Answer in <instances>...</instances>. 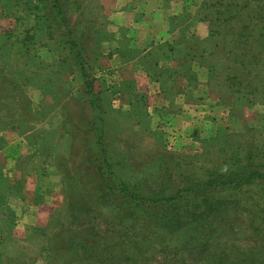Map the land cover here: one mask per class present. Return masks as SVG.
<instances>
[{
  "label": "rangeland",
  "instance_id": "obj_1",
  "mask_svg": "<svg viewBox=\"0 0 264 264\" xmlns=\"http://www.w3.org/2000/svg\"><path fill=\"white\" fill-rule=\"evenodd\" d=\"M59 1L73 54L42 21L46 0H0V264H264V205L248 208L255 189L221 198L213 188L211 206L195 194L175 212L119 198L168 194L170 182L247 153L264 164V0H197L207 73L179 100L117 58L127 50L113 33L121 0ZM76 64L103 97L98 155ZM150 69L165 80L168 69ZM95 155L107 163L103 182Z\"/></svg>",
  "mask_w": 264,
  "mask_h": 264
},
{
  "label": "crops",
  "instance_id": "obj_2",
  "mask_svg": "<svg viewBox=\"0 0 264 264\" xmlns=\"http://www.w3.org/2000/svg\"><path fill=\"white\" fill-rule=\"evenodd\" d=\"M115 4L113 33L125 36L127 42L126 52L117 58L145 75L146 87L154 83L162 99L179 100L185 93L190 95L203 85L207 68L203 63L202 48L207 36V22L196 16L199 1L121 0ZM191 36L197 40L196 46L188 43ZM115 48L120 51L118 45ZM183 60L196 76L191 86L180 73ZM150 64L156 69H168L162 74L165 80L150 69ZM164 83L170 93L165 92Z\"/></svg>",
  "mask_w": 264,
  "mask_h": 264
},
{
  "label": "trees",
  "instance_id": "obj_3",
  "mask_svg": "<svg viewBox=\"0 0 264 264\" xmlns=\"http://www.w3.org/2000/svg\"><path fill=\"white\" fill-rule=\"evenodd\" d=\"M46 2L49 5V12L51 13H49V16L51 15V17H46L48 20L46 18H43L42 21L44 22L46 20L45 22H49L51 23V25L55 24L57 28L63 31V34L66 35V38L63 41L66 47L73 54L76 51L78 43L74 42V40L72 39L73 36H70L72 27L70 26V22L65 19L66 17L63 12L61 2L59 0H46ZM76 66L77 68H79L80 74L82 75L83 96L85 97L90 110L88 130L90 131V133H92V137L94 138V145H98V149L96 147L95 150V154L98 155L101 154L102 151L101 143L104 136V109L100 105V101H102L103 97L99 92H92L93 81L92 78L88 77L84 69L85 66L82 64H76ZM97 160H99L98 167L96 168V170H99L97 177L100 182H103L105 181V178L103 177V173H101V165L103 164L106 166L107 163L104 161L103 157H97ZM104 173L109 174V172ZM180 180L181 181L178 184H171L170 182L171 191L168 192V194H164L162 196H151L149 200L142 197L137 198L134 195L119 198L121 200H129L125 203L142 207L143 210H152L157 208V206H160L164 208V211L166 212H175L180 208L181 201L184 202L185 198L189 195L194 196L195 194H203L204 197L202 196L198 203L211 206L212 203H209L211 199L209 193H211L210 191L213 188H216L215 192L217 193L226 194L225 196H220L221 198H227L228 195L232 196L237 193H243L245 192V190L255 189L260 200H253L250 204H248V208H251L253 210H260L261 204L264 205V164L253 162V157L249 153H247L243 157L235 156L227 168L207 170L203 178L196 179L186 177L183 179L180 178ZM106 189H113V187L110 186ZM118 190L123 194L124 192H126V189L122 186H120ZM215 198H217V196H215ZM214 201H216V199H214Z\"/></svg>",
  "mask_w": 264,
  "mask_h": 264
}]
</instances>
